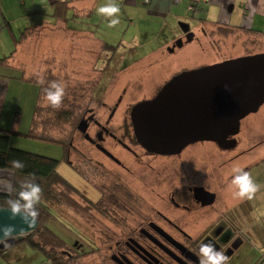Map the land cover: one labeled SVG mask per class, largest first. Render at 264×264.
<instances>
[{
  "label": "rangeland",
  "instance_id": "obj_1",
  "mask_svg": "<svg viewBox=\"0 0 264 264\" xmlns=\"http://www.w3.org/2000/svg\"><path fill=\"white\" fill-rule=\"evenodd\" d=\"M118 18L120 22L115 27H109L111 18L100 15L97 11L93 17L86 19L84 24L81 25L87 32L84 36H73L72 34L68 35L66 33H61V31L54 28V26L48 29H46L45 26H42L41 29L37 28L28 38L19 44L15 57L16 64L30 77L43 78L47 74H53L58 79V82L65 86L66 94L62 102L64 107L69 105V102L73 99L72 95L74 93L80 96V98H77L79 103H85L86 108H92L98 114L99 119L104 120L103 114L105 110L102 108V103L107 102L111 94L113 96L112 99L119 96L124 88V84L121 83L115 86L116 82L114 83L112 80H117L118 77L124 75L128 77L132 75L129 71L134 69L127 68V71L120 72L117 66H123L124 63L129 64L132 61L139 60L149 52L158 49L161 45H164L162 41L163 37L167 38L171 34L173 37L180 35L178 23L172 25L168 22L169 27H164L162 31V26L159 24L147 25L134 21V24L131 25L119 14ZM13 27L15 31L14 34H16L15 36L17 37L19 35L18 29L22 30L26 26ZM168 28H174V31L172 32V30H170V33L165 32ZM145 31L150 34H146ZM159 32L162 34L161 36ZM0 43L6 48L8 53L12 51V42H10L5 35H0ZM101 43L116 47L120 45V47L118 51L110 50L100 52ZM236 44H242L246 50H249L247 53H252L257 50L264 51V41L253 42L248 35H242L240 41L237 40ZM170 48L172 49V46H170ZM129 49L133 50L128 51ZM0 55H2L1 52ZM5 55L7 56L8 54ZM227 55L226 52L224 54L213 52L209 45L206 49H200L198 46H188L187 51H176L174 54L166 53L165 64L171 66L188 65L189 67H194L196 65L213 63L222 59H229L230 55ZM109 59L113 62V64H111L116 67H109ZM138 67L139 68H136H142L141 65ZM11 74H17V72ZM18 76H20V73H18ZM159 76L160 74L149 76L145 72H138L130 76L132 84H128L125 87L127 91L125 106L130 107L132 106L131 104H136L142 101L143 98L150 97L155 90H157V88L151 86L156 83ZM28 84H19V87L16 88L15 91H9V100L11 98V93H15L13 103L17 105L19 108L18 112L21 113L19 121L17 117H14L16 118V125L13 126V129L17 134L12 133L10 135V146L14 149L57 161L58 165L56 172L70 185L92 203L96 204L102 199V205L99 206L98 210L96 207L92 208L90 205L88 207L85 199L72 196L81 207L83 213H78L64 206L51 207L52 209H49L51 219L47 227L66 242V249H68V252H70V248L76 249L77 252H70L75 254L76 259L74 264H112L108 251V246L110 245L109 240L112 235L118 232L116 229L118 228V219L128 217L123 210L125 208H139L140 210H145V208H149L150 206L159 208V201L155 199L150 190L144 188V184L147 182L148 176H150L147 172L148 168L146 166V169L142 168L143 166L137 167V161L133 162L123 158V163L133 172L126 173L116 168L85 141L82 135L75 130V128H72L71 124L62 125V127L58 129H62V132L58 130L57 132H53V135L62 136V139L66 140L68 145L67 158L60 145L45 143L28 137L27 133L31 125V114L36 93V89H29ZM82 85L84 87L80 89L79 87ZM14 86L15 85H13V87ZM93 86H96L95 93L94 90L91 91V87ZM26 92L28 93L25 94ZM112 99L108 102H111ZM97 102L99 106H97ZM40 105L41 108H46V99H43ZM118 122L119 120L114 119L111 124L116 128ZM240 125L241 132H243L242 137H240L241 149L255 143L253 140L245 142L244 140L246 138H243L245 135L247 136L246 140H249L250 137L254 138V135H258L260 139L264 140V105L261 106L257 114H251V116L246 118L245 121H242ZM115 133L121 135V132ZM240 148L236 151L241 150ZM118 151L120 150H114L115 153ZM251 157L252 160H255L252 161L253 164L258 158H256L255 154L251 155ZM99 161L102 162L103 165L99 164ZM174 161L176 162V160ZM174 161L168 162L173 165ZM224 162H227L225 158L216 161L213 174L214 176L221 177L223 180L226 193L232 195L229 199L232 201H239L241 199L234 195L237 191L235 190L236 187L232 185V180L229 181V178H227L234 166L226 163L224 166L222 165L221 168L217 167ZM137 163L140 164L139 161ZM257 163L258 162H256L255 165L253 164L247 172H250L255 182L260 185V190L256 193L255 198L263 200L264 180L260 182L257 180L256 176L262 174V178L264 177V161ZM239 164H241V162H238L236 165ZM72 167L79 169L83 173L82 175L85 176V179H83ZM110 167L113 168V172L110 170ZM142 172H144V179L142 177ZM199 174L200 173L194 175L198 182H200L203 177ZM222 180L213 181L211 183L217 185L220 184ZM11 187L12 183L10 185V190L12 189ZM152 192L159 193L161 190L156 189ZM138 195L140 198L144 197V199L142 201L137 200L139 205H137L136 201H133V204H131L132 201L130 200L133 198L136 199ZM124 197L129 200H125ZM263 213L264 211H262L261 208H257L253 211L252 218L257 220V224L254 230H247L250 234V238L246 243L245 251L248 252L249 263L254 262L253 264H264ZM15 240H17V238H15Z\"/></svg>",
  "mask_w": 264,
  "mask_h": 264
},
{
  "label": "flooded vegetation",
  "instance_id": "obj_2",
  "mask_svg": "<svg viewBox=\"0 0 264 264\" xmlns=\"http://www.w3.org/2000/svg\"><path fill=\"white\" fill-rule=\"evenodd\" d=\"M187 33L182 32L184 41ZM179 40L182 42V39H178L173 43L172 49H168L170 53L175 48H180L176 43ZM117 67L120 72H125L129 65ZM192 70L195 69L181 70L159 86H151L157 90L138 103L152 100L172 78ZM129 72L132 74L130 76H133L138 72L143 73L144 70L136 68ZM130 76L124 75L115 79L116 81L112 80L116 82L115 86L122 83L124 88L114 99L111 94L108 100L112 99L111 102L102 103L105 110L104 120H100L95 110L90 109L81 116V121L86 123L85 133L78 131L85 141L116 168L126 173L133 172L123 163L122 158L143 164L136 162L137 167L146 166L150 176L144 188L150 190L159 201V208L150 206L140 210L130 206L131 209L123 210L128 217L118 219L116 228L118 232L109 240L110 261L112 264H199L200 245L211 241L218 250H222L229 257L228 264H253L254 262L249 263V255L245 251L250 238L247 230L255 229L256 219L252 218L253 211L257 208L264 211V200L255 197L252 200H229L230 194L226 193L223 180L219 176H214L213 169L216 161L222 158L227 162L217 167L221 168L226 163L239 167L236 165L238 162L243 163L246 156L252 158L251 153L264 145V140L258 135H254V138L248 137L249 140H246L245 135L243 137L246 138L245 142L253 140L255 143L240 148V137L243 134L240 124L251 114H257L264 103L255 113L245 116L240 121L238 133L227 136L222 146L211 141H199L188 144L177 154H157L139 145L135 138L130 115L132 108L138 103L131 104L130 107L125 106L127 96L125 87L132 84ZM114 119L119 120L116 128L111 124ZM115 132H121V135ZM233 140L235 145L231 147ZM238 148L241 150L236 151ZM115 149L120 151L115 153ZM168 161H174L173 165ZM261 161H264V158L256 160L258 163ZM98 163L103 165L100 161ZM253 164L250 162L242 168L248 171ZM110 170L113 172L112 167ZM197 173L203 176L200 182L194 176ZM239 174L233 173L231 169L227 178L230 181ZM256 178L260 182L264 180L262 174H258ZM218 180H222L220 184L211 183ZM156 189L161 192H152ZM208 194L214 195V201L209 205L206 204L209 200ZM133 199L130 200L131 204L133 201H142L144 197L140 198L138 195Z\"/></svg>",
  "mask_w": 264,
  "mask_h": 264
},
{
  "label": "crops",
  "instance_id": "obj_3",
  "mask_svg": "<svg viewBox=\"0 0 264 264\" xmlns=\"http://www.w3.org/2000/svg\"><path fill=\"white\" fill-rule=\"evenodd\" d=\"M114 2L120 7L119 15L131 25L134 24V21L147 25L159 24L163 31L164 27H169L168 22L172 25L178 23L179 36L173 37L171 34L167 38L163 37L164 45L144 55L141 59L127 64L129 65L128 68L134 69L141 65L144 72L148 73L149 76L160 74L152 86H159L181 70L199 69L227 60L264 54V51L259 50L247 53L249 50H246L242 44H236L242 35H248L253 42L264 41V0H207L206 3L181 0L177 4L173 3L172 0H148V2L145 0H114ZM108 3L109 0H0V35H5L12 42V50L14 49V57L8 61V66H0V131H7L10 127L13 129L15 126L14 117L18 115L19 121L21 116V113L18 112L19 108L13 103L15 93H11L9 100V91H15L19 84L27 83L18 76L22 70L15 61L19 44H15V39L18 36H15L13 26L38 25L48 29L55 25L54 28L59 29L61 33L84 36L87 32L81 25L86 19L93 17L101 5L104 6ZM190 7L191 9H189ZM181 26L188 27L189 33L193 35L191 42L183 40ZM22 30L18 29V32L20 33ZM170 30L173 32L174 28H168L165 32ZM145 33L150 34L146 31ZM178 39H182L181 47L175 48L170 53L168 49ZM208 45L211 46L213 52L220 54L226 52L227 56L230 55L229 59L194 67L165 64L166 53L174 54L176 51H187L188 46L206 49ZM132 50L129 49L128 51ZM0 52L2 54L0 57H5V54L9 55L11 51L8 53L0 43ZM16 72L17 74H11ZM13 85L15 86L13 87ZM28 87L31 90L32 88L36 89L33 114L38 88L31 83L28 84ZM254 154L258 160L263 159L264 145L251 153V155ZM252 161V158L246 156L239 167L247 166ZM12 178L11 172L0 170V193H10ZM39 257L41 256L38 252L29 249L26 245H19L0 254V264H50L43 257Z\"/></svg>",
  "mask_w": 264,
  "mask_h": 264
},
{
  "label": "water",
  "instance_id": "obj_4",
  "mask_svg": "<svg viewBox=\"0 0 264 264\" xmlns=\"http://www.w3.org/2000/svg\"><path fill=\"white\" fill-rule=\"evenodd\" d=\"M181 31L187 33L188 27L181 26ZM192 38L187 33L186 42ZM176 43L181 47V40ZM263 103L264 54H257L175 76L155 98L135 105L130 118L139 145L150 152L171 155L199 141L222 146L227 136L238 133L240 121ZM85 130L86 123L81 121L78 131L84 134ZM207 196L206 204H212L214 195ZM5 226L15 228L14 237L0 242V249L36 230L37 221L29 227L20 214L13 217L10 209L0 208V238ZM21 229L23 233L16 235Z\"/></svg>",
  "mask_w": 264,
  "mask_h": 264
},
{
  "label": "trees",
  "instance_id": "obj_5",
  "mask_svg": "<svg viewBox=\"0 0 264 264\" xmlns=\"http://www.w3.org/2000/svg\"><path fill=\"white\" fill-rule=\"evenodd\" d=\"M37 28L41 29L42 27L36 25L24 28L19 33L18 38L15 39V44H21V42L28 38L29 35ZM101 44L102 45L100 47V52H106L110 50L118 51V48L120 47L108 45L106 43ZM13 57L14 49L8 56L0 57V66L7 67L8 61L10 59H13ZM109 62L110 65L113 64L111 60ZM124 65L127 64L124 63ZM20 79L24 80L27 83L34 84L38 88L37 102L34 107L31 118V125L27 136L41 142L60 145L63 148L65 156L67 158L68 145L66 143V140H63L62 136L53 135V132H57V130L65 124H71L72 128H75V130H77L78 125L81 122V116L92 108H86L85 103H79L77 101V98H80V96L74 93V96L72 95L73 99L69 102L68 106L66 105L64 107V105H62L59 108H53L47 102L46 108H41V101L43 99H46L45 89L49 87L51 82H58L56 76L50 73L43 78H36L34 76L30 77L29 75L27 76L22 70V72L20 73ZM83 87L84 86L82 85L79 88L82 89ZM92 90H94L95 93L96 86L91 87V91ZM96 104L97 106H99L98 102ZM16 117H18V115H16ZM15 120L16 118L14 119V125H16ZM61 130L58 131L62 132ZM12 133L17 134L14 129H11L9 131H0V170L9 171L13 175L11 192L9 194L0 193V208L10 209L8 201L16 200L19 198L18 193L21 190V182L25 180H31L33 177L35 179L31 182L40 185V187L42 188V196L39 203L35 205L36 209L39 212V215L36 219V230L29 233L28 235L23 236L21 239L19 238L20 240L14 239V244L12 246L5 244V247L3 249H0V254H3L5 251L12 249L18 245H26L29 249L38 252L50 264H74L76 257L75 254H72L70 252H77L76 249L70 248V252H68V249H66V242L55 235L47 227V224L51 219L49 209L51 210V207L55 206H64L69 207L82 214L83 212L81 211V207L77 204L72 196H78L82 199H85L88 207L90 205L92 208L96 207L98 210L99 206L102 205V199L96 204L92 203L72 185H70L56 172V168L58 165L57 161L12 148L10 146V135ZM13 160L21 161L24 164V167L22 169L14 168L11 164ZM72 168L83 179H85V176L82 175L83 173L79 169H76L74 167Z\"/></svg>",
  "mask_w": 264,
  "mask_h": 264
},
{
  "label": "clouds",
  "instance_id": "obj_6",
  "mask_svg": "<svg viewBox=\"0 0 264 264\" xmlns=\"http://www.w3.org/2000/svg\"><path fill=\"white\" fill-rule=\"evenodd\" d=\"M119 13L120 7L114 0H109L108 4L98 8V14L111 18L109 27H115L120 22L118 18ZM65 94V86L59 82L53 81L49 87L45 89V98L53 108H59L62 105ZM11 164L16 169H22L24 167V164L18 160H13ZM232 172L240 173L239 175H235L231 181L232 185L237 189L234 195L241 200H252L260 190V185L255 182L251 173L244 171L242 167H234ZM34 179L33 177L31 180L21 182V190L18 193L19 198L8 201L13 217L20 214L29 227L35 225L39 215L35 205L39 203L42 196V188L40 185L31 182L34 181ZM28 217H31V219H27ZM2 231L3 237L0 238V242L14 237L15 228L13 226H5ZM22 233L23 229H21L20 233H16V235ZM198 257L199 264H228L229 260V257L225 255L222 250H218L216 245L211 241L200 245Z\"/></svg>",
  "mask_w": 264,
  "mask_h": 264
},
{
  "label": "built area",
  "instance_id": "obj_7",
  "mask_svg": "<svg viewBox=\"0 0 264 264\" xmlns=\"http://www.w3.org/2000/svg\"><path fill=\"white\" fill-rule=\"evenodd\" d=\"M172 1H173V3L177 4V3H179L181 0H172ZM193 1H195V2L200 1V2H203V3H206V2H207V0H193ZM145 2H148V0H145ZM189 9H191V7H190Z\"/></svg>",
  "mask_w": 264,
  "mask_h": 264
}]
</instances>
